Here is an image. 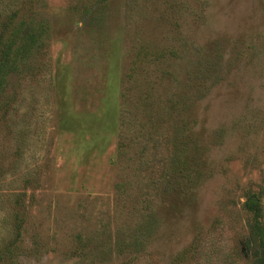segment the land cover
Masks as SVG:
<instances>
[{
  "label": "rangeland",
  "instance_id": "rangeland-1",
  "mask_svg": "<svg viewBox=\"0 0 264 264\" xmlns=\"http://www.w3.org/2000/svg\"><path fill=\"white\" fill-rule=\"evenodd\" d=\"M25 3L49 30L0 112V247L18 240L0 264H253L244 203L264 192V0L0 9ZM131 68V97L145 100L123 128ZM165 110L173 127L153 128Z\"/></svg>",
  "mask_w": 264,
  "mask_h": 264
},
{
  "label": "trees",
  "instance_id": "trees-1",
  "mask_svg": "<svg viewBox=\"0 0 264 264\" xmlns=\"http://www.w3.org/2000/svg\"><path fill=\"white\" fill-rule=\"evenodd\" d=\"M9 5V4H8ZM27 4L25 3L20 10L9 11L0 9V112L2 110L9 111V106L12 104V98L8 96L7 88L9 84V78L12 74L20 72V68L28 61L32 56L34 49L39 46L41 47L44 43V32L49 30V26L44 21L38 23L37 16L39 14L34 13L30 10L31 15L28 16ZM11 13V14H10ZM136 76V68L129 69L124 77V90L122 93V110L120 113V121L122 122V127L126 128L130 123L134 122L132 119L130 107L136 103H143L145 100L144 97L139 96L137 102L131 97L134 91L132 86L135 81L134 77ZM138 96V95H137ZM172 112L177 114V118L180 117V111L172 110ZM5 112L4 114H6ZM171 112L164 111L162 117L156 118V122L152 125L155 128V125L160 121L167 119L168 126L173 127L172 122L173 117ZM165 115L167 118H165ZM165 123V121H164ZM175 124V122H174ZM142 130L145 128V124H140ZM176 143V142H173ZM174 150L180 152V147L177 149L176 144H174ZM146 150H143V154ZM177 156V154H174ZM142 162V169L145 170L147 163L145 159ZM171 171V170H170ZM171 180L175 185H180L179 181H182L183 177L181 172H178L176 168L171 171ZM264 195V192L262 193ZM261 194L251 193L247 196V200L244 203L245 209L252 213L253 219L250 223V235L247 241L245 242L246 248L251 252L253 258V264H264V229L261 223V217L263 214V207L261 202ZM19 207L20 202H19ZM154 210H151L148 214L150 218V225L148 227H153V222H156V216ZM20 222V218L17 216L16 219ZM20 228V227H18ZM18 240L6 245L5 247H0V263L4 258L9 257L8 254H12L17 248ZM96 251H100L96 249ZM111 250L108 247L105 251L101 252V256L104 262L110 260ZM128 262H126L127 264Z\"/></svg>",
  "mask_w": 264,
  "mask_h": 264
}]
</instances>
